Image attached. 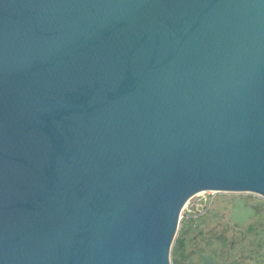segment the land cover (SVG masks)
I'll return each instance as SVG.
<instances>
[{"label":"water","instance_id":"water-1","mask_svg":"<svg viewBox=\"0 0 264 264\" xmlns=\"http://www.w3.org/2000/svg\"><path fill=\"white\" fill-rule=\"evenodd\" d=\"M209 191L264 199V0H0V264H171Z\"/></svg>","mask_w":264,"mask_h":264},{"label":"rangeland","instance_id":"rangeland-1","mask_svg":"<svg viewBox=\"0 0 264 264\" xmlns=\"http://www.w3.org/2000/svg\"><path fill=\"white\" fill-rule=\"evenodd\" d=\"M246 197L258 211L249 222L257 232L254 229L248 231L246 226L238 228L230 220L228 205L232 197L228 194L206 192L192 198L181 215L180 228L171 250V264H199L198 253L202 250L213 251L216 264H264V258L260 262L252 260L257 251L260 255L264 246V199L255 195ZM209 205L207 214L194 216Z\"/></svg>","mask_w":264,"mask_h":264},{"label":"flooded vegetation","instance_id":"flooded-vegetation-1","mask_svg":"<svg viewBox=\"0 0 264 264\" xmlns=\"http://www.w3.org/2000/svg\"><path fill=\"white\" fill-rule=\"evenodd\" d=\"M217 194H228V196H231L232 197V199H230V201L227 199V201H229V203H231L230 204V206L228 205V207H229V210H230V216H229V218H230V220L231 221H233L232 219H231V216H232V209H233V207L235 206V203H236V200L238 199V197H241V196H243L242 194H238V193H231V192H227V193H224V192H221V193H217ZM245 196H248L247 194H245ZM247 198V197H246ZM214 199V198H213ZM213 199H211L210 200V204L213 202ZM249 203V202H248ZM250 204V203H249ZM253 206V205H252ZM210 205L209 206H207L205 209H203L202 211H199L198 213H196L194 216H196V217H201V216H203V215H205V214H207L209 211H210ZM255 207V206H254ZM256 208V207H255ZM257 209V208H256ZM257 213H258V211H257ZM257 213L255 214V215H257ZM254 215V216H255ZM254 216H252V217H254ZM252 217H250V220H251V218ZM250 220L248 221V222H246V223H244V224H238L236 221H233L234 222V224L238 227V228H243L244 226H246L247 227V230L248 231H253V229H254V226L253 225H250ZM264 226V225H263ZM250 229V230H249ZM255 230V229H254ZM256 232H257V230H255ZM263 238H264V235H263ZM254 250V249H253ZM257 250V249H256ZM202 251H205V252H208V253H212L213 251H208V250H202ZM202 251H199V253H198V257H199V254L202 252ZM258 251H257V253H256V257L255 258H253L252 260H257V262H260L261 261V259H263L264 258V246L261 248V252H260V255L258 256ZM199 259H200V257H199ZM215 259H216V256H215ZM264 261V260H263ZM200 263H201V259H200ZM199 263V264H200Z\"/></svg>","mask_w":264,"mask_h":264},{"label":"built area","instance_id":"built-area-1","mask_svg":"<svg viewBox=\"0 0 264 264\" xmlns=\"http://www.w3.org/2000/svg\"><path fill=\"white\" fill-rule=\"evenodd\" d=\"M204 193H206V192H204ZM200 194H202V193L197 194V195L194 196L193 198L200 196ZM247 195H254V194H250V193H248ZM255 196H257V195H255ZM188 205H189V204H187L186 207H188ZM186 207H185V208H186ZM183 212H184V211H183Z\"/></svg>","mask_w":264,"mask_h":264},{"label":"bare ground","instance_id":"bare-ground-1","mask_svg":"<svg viewBox=\"0 0 264 264\" xmlns=\"http://www.w3.org/2000/svg\"><path fill=\"white\" fill-rule=\"evenodd\" d=\"M209 192H212V193H214L215 191H209ZM202 194L204 193V192H201Z\"/></svg>","mask_w":264,"mask_h":264}]
</instances>
